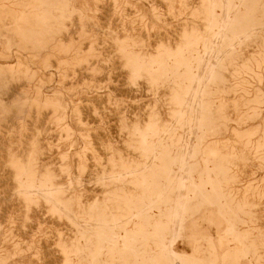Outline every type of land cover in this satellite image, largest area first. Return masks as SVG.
<instances>
[{"label":"rangeland","instance_id":"obj_1","mask_svg":"<svg viewBox=\"0 0 264 264\" xmlns=\"http://www.w3.org/2000/svg\"><path fill=\"white\" fill-rule=\"evenodd\" d=\"M171 250L264 264V0H0V264Z\"/></svg>","mask_w":264,"mask_h":264},{"label":"bare ground","instance_id":"obj_2","mask_svg":"<svg viewBox=\"0 0 264 264\" xmlns=\"http://www.w3.org/2000/svg\"><path fill=\"white\" fill-rule=\"evenodd\" d=\"M214 65L212 66L209 74H208V77L211 76L212 72H213V69H214ZM205 64H203V67H202V71H203V68H204ZM201 71V73H202ZM196 97V96H195ZM181 187H182V190H184L185 188V178L182 179V184H181ZM29 193V192H28ZM182 198V197H181ZM179 199V201L177 202V205H176V208L174 210V222H173V234H172V241H171V244H173L175 241H177V238H178V233H179V223H181L180 221V217H181V213H182V210H183V206H184V200L183 199ZM191 232V231H190ZM192 236V235H191ZM186 237V236H185ZM171 255H172V259L174 261V264H179L178 262V257L175 253V251L171 250Z\"/></svg>","mask_w":264,"mask_h":264}]
</instances>
